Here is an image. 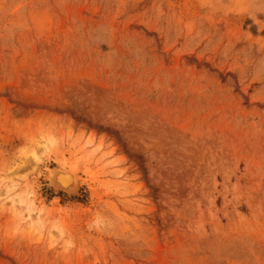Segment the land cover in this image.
I'll use <instances>...</instances> for the list:
<instances>
[{"label":"rangeland","instance_id":"obj_1","mask_svg":"<svg viewBox=\"0 0 264 264\" xmlns=\"http://www.w3.org/2000/svg\"><path fill=\"white\" fill-rule=\"evenodd\" d=\"M0 264H264V0H0Z\"/></svg>","mask_w":264,"mask_h":264},{"label":"bare ground","instance_id":"obj_2","mask_svg":"<svg viewBox=\"0 0 264 264\" xmlns=\"http://www.w3.org/2000/svg\"><path fill=\"white\" fill-rule=\"evenodd\" d=\"M73 170V168L71 170H62L61 168L58 171L49 172L50 176L48 175V177H50V179L52 180L51 183L55 193L62 192L64 195L67 196H73L77 194L79 188V181L78 177L72 172H70ZM5 197L6 199H9L11 203L16 202L14 201V199H12V197L6 194Z\"/></svg>","mask_w":264,"mask_h":264}]
</instances>
